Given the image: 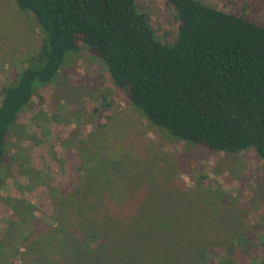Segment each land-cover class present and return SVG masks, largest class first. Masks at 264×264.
I'll use <instances>...</instances> for the list:
<instances>
[{"label": "trees", "instance_id": "1", "mask_svg": "<svg viewBox=\"0 0 264 264\" xmlns=\"http://www.w3.org/2000/svg\"><path fill=\"white\" fill-rule=\"evenodd\" d=\"M250 1L257 3L254 13L226 11L201 0H165L177 26L171 43L157 34L137 0H17L43 37L26 66L10 69L0 87V167L9 133L37 88L54 84L65 57L81 45L102 57L116 89L127 92L130 102L163 133L213 151L253 147L264 159V23L257 16L261 3ZM76 147L67 150L64 163L59 160L64 172L53 173V224L26 236L4 235L6 245L17 243L13 259L21 264L37 262L40 255L47 261L59 237L76 249L72 255L82 264L95 259L107 245L119 243L114 234L124 229V218L135 214L142 201H132L133 185L114 172L82 174L87 167ZM23 155L19 168L27 173L26 166L34 164L29 153ZM70 174L76 179L68 189L58 179ZM187 187L192 193L194 187ZM28 219L25 214L11 228ZM191 223L185 225L182 247L172 245L163 264H226L225 256L234 252L243 261L258 258L250 237H236L241 240L230 242L235 245L230 251L214 242L207 222L194 221L193 230ZM4 256L0 248V264H7Z\"/></svg>", "mask_w": 264, "mask_h": 264}, {"label": "rangeland", "instance_id": "2", "mask_svg": "<svg viewBox=\"0 0 264 264\" xmlns=\"http://www.w3.org/2000/svg\"><path fill=\"white\" fill-rule=\"evenodd\" d=\"M137 1L157 34L172 43L176 19L165 0ZM201 1L222 10L249 13H254L252 7L257 4L250 0ZM258 1L262 8L257 16L264 23V0ZM31 16L17 0H0V87L7 82L10 69L25 67L41 46L43 34ZM54 79V84L37 88L14 123L0 167V248L7 264L22 261L13 259L17 258L13 255L17 243L3 242L6 232L12 238L26 236L53 224V173L64 172L59 160H67V150L73 145L78 146L75 151L87 167L82 174L114 172L133 185V202L142 199L136 213L124 218V229L114 234L119 243L107 245L85 264H163L170 258L172 245L182 247L187 221L192 222V230L194 221L207 222L214 242L230 251L241 240L236 237L256 242L251 249L258 251V258L243 261L234 252L225 256L226 264H264V159L253 147L213 151L163 133L130 102L127 92L116 89L102 57L88 46L70 52ZM16 151L21 153L15 158ZM24 152L34 164L31 169L26 166L27 173L19 168ZM45 172L41 179L39 174ZM37 179L41 184L35 186ZM75 179L70 174L58 180L69 186ZM187 186L194 187L192 193ZM25 214L29 219L11 228ZM84 216L88 218L89 213ZM68 242L59 237L47 261L40 255L30 264H82ZM176 250L174 256L179 258ZM216 260L220 263L223 257Z\"/></svg>", "mask_w": 264, "mask_h": 264}]
</instances>
